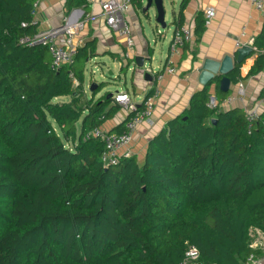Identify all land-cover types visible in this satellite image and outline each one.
Wrapping results in <instances>:
<instances>
[{"label":"trees","instance_id":"obj_1","mask_svg":"<svg viewBox=\"0 0 264 264\" xmlns=\"http://www.w3.org/2000/svg\"><path fill=\"white\" fill-rule=\"evenodd\" d=\"M35 1L0 0V264H181L189 245L203 264L263 255L249 230L264 232V110L250 125L241 107L220 109L229 90H217L210 106L204 87L148 141L141 161L103 167V143L83 134L121 106L108 93L95 98L100 85L84 94L94 41L57 70L46 46L18 43L37 30L21 25ZM187 1L172 16L177 26ZM254 44L264 49V24ZM240 66L230 81L242 79ZM263 68L264 52L247 75ZM123 131L121 122L109 132Z\"/></svg>","mask_w":264,"mask_h":264},{"label":"crops","instance_id":"obj_2","mask_svg":"<svg viewBox=\"0 0 264 264\" xmlns=\"http://www.w3.org/2000/svg\"><path fill=\"white\" fill-rule=\"evenodd\" d=\"M70 2L71 0H39L36 11V16L40 21L38 29L43 30L59 25L63 16H70V20L74 21L87 13L94 15L96 18L89 20L84 28L74 36V42L77 46H83L88 41H94L93 57L89 58L85 64L86 72L93 60L102 65L111 61L114 68L120 72L127 63L133 61L136 55L144 58L149 57V65L154 70H160L165 66V60L169 54L168 47L171 35L167 40V49L152 67L153 49L147 44L140 26L138 27V19L133 5L127 13L132 35L134 36V46L129 50L124 44L123 37L106 25L104 18L99 14L100 10L97 4L85 3L84 0L78 4ZM206 7H212L214 15L209 24L205 25L203 23L204 29L198 37L194 33L196 17L197 14L201 13L202 18H204ZM183 17V23L191 30L192 38L189 42L184 43L177 55L171 58L170 61L175 71L164 73L163 78L157 82L159 93L155 98L151 123L142 122L133 132L129 148L131 156L138 161L143 159L148 141L164 128L168 120L178 116L188 107L189 100L195 91L206 87L209 92V101L214 103L217 101V90L219 88L214 79L205 85L198 81L197 67L200 66L202 60L206 57L221 59L226 54L235 56L236 48L243 44L246 45L248 38L254 40L264 24L263 12L257 11L248 0H188L183 10ZM174 22V18H172L173 28L177 26ZM242 31L245 32V35H242ZM161 35L156 34L157 37H166V35ZM263 50V48H258V51H252L241 63L239 71L242 78L240 82L243 84L244 97L240 102L236 100L230 105L231 107L238 106L242 109L264 110V96L262 98L259 96L264 88V68L257 74L247 75L255 58L259 53H263ZM86 82L84 77V94L87 98H90L94 96L92 91L95 88L90 91L88 96L86 91L91 81ZM117 82V84L121 83ZM125 83H127L126 80L123 81L125 86L114 89V92L126 91L136 103L141 101L145 92L154 84L151 77H145V74L139 70H135L134 75L129 79V87ZM237 84L238 82L230 81V94L236 92ZM219 92L222 91L219 90ZM102 95L99 90L95 94V98ZM61 98L62 101L69 99L68 96H61ZM57 100L61 101L60 97ZM223 108L225 107L220 105V109ZM123 118V111L120 108L114 113L113 117L105 120L100 127L109 132L121 123ZM76 127H80V120L77 122Z\"/></svg>","mask_w":264,"mask_h":264},{"label":"built area","instance_id":"obj_3","mask_svg":"<svg viewBox=\"0 0 264 264\" xmlns=\"http://www.w3.org/2000/svg\"><path fill=\"white\" fill-rule=\"evenodd\" d=\"M85 3L97 4L100 10V16L104 18L106 25L115 33L123 37L124 44L127 49L131 50L134 46V41L131 33L130 23L127 18V13L131 9V0H84ZM250 4L264 16V0H248ZM39 0H36L31 10L32 17L29 23L22 22L25 26L31 24L37 26L35 33L31 35H23L18 38V43L23 45L42 44L47 47L50 55V68L57 70L64 64L71 63L77 45L74 42V36L81 31L89 20H94L96 17L89 13L81 15L74 21L70 20V16H63L61 23L57 26H52L47 29H38L39 19L36 16L37 5ZM214 9L206 7L204 9L203 23L209 24ZM158 34H160L157 31ZM242 35L245 32L242 31ZM192 38L191 30L182 23L173 28L170 41L168 56L165 60V66L160 70H154L151 67H145L144 71L150 74L154 84L149 90L145 92L141 101L136 103L133 101L126 91H117L112 94V100L121 106L124 118L122 119L124 131L120 134L108 132L101 129L100 126H94L83 134V139L88 140L96 138L103 143V150L100 154V161L103 167L117 164L121 159L131 156L129 144L132 140V135L136 127L142 122L151 123V115L154 109L155 98L159 93L157 82L160 81L164 73H173L175 68L171 63V58L179 53V49L185 42H189ZM252 51H258L254 44L253 38H248L247 44ZM264 51V50H263ZM244 95L243 84L238 81L237 90L226 96L221 105L224 107L232 105L236 100L242 101ZM215 103L209 101V105L213 106ZM246 119L251 123L257 118L260 111L258 109H244ZM251 246V245H250ZM254 248L253 246H251ZM181 264H203L199 260V252L195 246L189 245L185 252ZM245 264H264V255H256L251 252L248 255Z\"/></svg>","mask_w":264,"mask_h":264},{"label":"rangeland","instance_id":"obj_4","mask_svg":"<svg viewBox=\"0 0 264 264\" xmlns=\"http://www.w3.org/2000/svg\"><path fill=\"white\" fill-rule=\"evenodd\" d=\"M181 0H162V5L164 9V22L165 27H161L155 21V8L154 6H150L146 12L142 11L143 6L145 5V1H141V5L139 6L136 2L133 4V8L137 15L138 19V27L140 26L141 30L143 31V36L147 44L153 49V60H152V67L157 63L160 59V56L164 54V51L168 47V37L172 33L173 25L171 23V19L173 14L177 13L179 10ZM131 27V26H130ZM139 28V29H140ZM156 30L162 34L166 35L165 38L157 37ZM132 33V30H131ZM161 35V36H162ZM133 41H134V36ZM147 38V39H146ZM162 48V49H161ZM161 49V50H160ZM131 65L127 69L123 68L122 71L115 69L112 65L111 61L105 62L104 65L101 63L93 60L91 64L88 66V70L85 75V81L88 83L90 80L91 82L100 85V91L102 94L104 93H113L114 89H120L123 86V81L126 80L125 83L129 87V75H130ZM119 80L120 84H117ZM96 89V88H95ZM87 95H90L89 86H87ZM87 97V96H86ZM60 100L63 99L60 97ZM65 101V100H64ZM250 234V245L253 246L255 249H261L264 252V232L259 229L251 228L249 230ZM264 255V254H263Z\"/></svg>","mask_w":264,"mask_h":264},{"label":"water","instance_id":"obj_5","mask_svg":"<svg viewBox=\"0 0 264 264\" xmlns=\"http://www.w3.org/2000/svg\"><path fill=\"white\" fill-rule=\"evenodd\" d=\"M145 5L142 8L143 12H146L150 6H154L155 8V21L157 24H159L161 27H165L164 22V9L162 5V0H144ZM156 34L157 30H156ZM252 50L248 45H240L235 50V56L231 55H224L221 59H213V58H204L200 64V66L197 67L198 72V81L205 85L207 82L211 81L212 79L216 77H220L218 88L222 92H227L229 90L230 85V78L228 77V73L233 69L235 63H242L243 60L251 54ZM150 58H144L143 56L136 55L134 56L133 61L130 63H127L124 68L127 69L131 65L130 75L129 79L132 78V76L135 73V70H139L140 72H143L145 74V77H151L150 74L144 71L145 67H151L149 65ZM119 81V80H118ZM97 87V84L91 82L89 85V90L92 91L94 88ZM111 92L107 94L108 96H111ZM264 120V116H263Z\"/></svg>","mask_w":264,"mask_h":264},{"label":"clouds","instance_id":"obj_6","mask_svg":"<svg viewBox=\"0 0 264 264\" xmlns=\"http://www.w3.org/2000/svg\"><path fill=\"white\" fill-rule=\"evenodd\" d=\"M113 93H114V92H113ZM113 93H112V94H113ZM112 94H111V97H112Z\"/></svg>","mask_w":264,"mask_h":264}]
</instances>
